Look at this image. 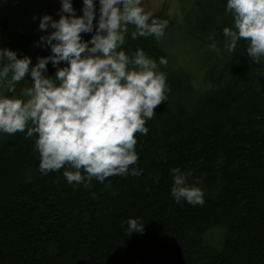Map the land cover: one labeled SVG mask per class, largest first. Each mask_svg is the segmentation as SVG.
Here are the masks:
<instances>
[{
	"label": "trees",
	"instance_id": "16d2710c",
	"mask_svg": "<svg viewBox=\"0 0 264 264\" xmlns=\"http://www.w3.org/2000/svg\"><path fill=\"white\" fill-rule=\"evenodd\" d=\"M225 7L194 0L182 18L189 41L213 53L203 77L171 56L164 42L177 26L163 11L154 15L168 21L159 42L133 40L130 29L126 49L168 61V99L137 134L142 175L69 185L63 170L41 175L33 139L0 138V264H264V63L247 57L243 40L225 50ZM20 17L0 46L35 64L47 52L19 30ZM174 167L201 181L202 206L172 198ZM129 218L145 223L143 234H126Z\"/></svg>",
	"mask_w": 264,
	"mask_h": 264
},
{
	"label": "clouds",
	"instance_id": "9594fccd",
	"mask_svg": "<svg viewBox=\"0 0 264 264\" xmlns=\"http://www.w3.org/2000/svg\"><path fill=\"white\" fill-rule=\"evenodd\" d=\"M60 4L59 19L39 17L38 31L44 34L35 46L49 49V55L33 64L31 56L0 46V135L33 139L41 175L63 170L69 185L88 188L93 180L103 183L114 175L140 176L143 170L134 167L137 134L148 133L146 122L168 99L167 76L160 71L168 61L125 45L130 28L133 40L159 42L168 21L146 10L145 0H83L81 15L73 0ZM225 13L232 21L223 28L225 50L233 52L243 40L247 57L264 63V0H226ZM211 47L219 51L215 43ZM25 78L31 86L15 94ZM170 173L176 203H205L201 181L189 182L191 171L174 167ZM126 224L127 235L143 234L145 223L129 218Z\"/></svg>",
	"mask_w": 264,
	"mask_h": 264
},
{
	"label": "rangeland",
	"instance_id": "374dc122",
	"mask_svg": "<svg viewBox=\"0 0 264 264\" xmlns=\"http://www.w3.org/2000/svg\"><path fill=\"white\" fill-rule=\"evenodd\" d=\"M13 3L12 7L9 3ZM34 3V4H32ZM83 0H73L74 8L79 7L82 9ZM194 0H145L146 10L154 14L163 11L168 18L174 19L177 30L169 33L165 39V45L171 53V56L177 63L192 73L197 72L202 77L205 75V70L209 66L213 53L209 49H199L194 43L190 42L187 35L182 29V18L185 11L189 9ZM61 7L60 0H3L0 2V32L5 31L6 34H11L14 29L13 15L21 14L18 22L16 23L21 32L28 31L34 34V38L38 41L39 37L44 34L38 31L39 17L44 14H51L55 19H59V9ZM82 12H77L81 15ZM37 17L34 21L33 17ZM131 29V28H130ZM85 39H90L91 34L84 36ZM144 38V37H142ZM3 47H8L2 45ZM25 47V45L23 46ZM13 50H18L17 47H11ZM46 49V48H45ZM26 51V50H24ZM27 52V51H26ZM47 55L50 50L46 49ZM19 56L22 53L18 51ZM54 69L51 64L48 65V71ZM31 82L25 78L19 84L15 85L16 93L19 94L21 89L30 87ZM13 95L11 93H6ZM6 134L0 135V138ZM216 245V244H214Z\"/></svg>",
	"mask_w": 264,
	"mask_h": 264
}]
</instances>
